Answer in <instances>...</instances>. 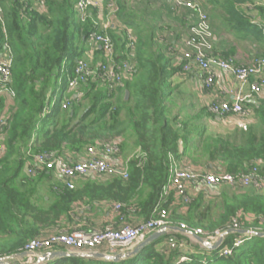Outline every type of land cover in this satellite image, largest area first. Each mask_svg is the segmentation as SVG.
Masks as SVG:
<instances>
[{
    "label": "trees",
    "instance_id": "1",
    "mask_svg": "<svg viewBox=\"0 0 264 264\" xmlns=\"http://www.w3.org/2000/svg\"><path fill=\"white\" fill-rule=\"evenodd\" d=\"M73 2L45 0L41 10L34 6V0H0V54L8 50L12 56L10 80L0 88L13 92L11 100L0 95V257L20 253L28 240L56 224L75 202H120L124 219L126 216L129 222L134 217L141 222L153 219L163 209L174 226L183 223L213 233L232 228L236 221L239 229L264 233V192L258 190L224 192L214 214V206L205 204L202 195L183 203L171 191L162 200L170 156L179 158L180 143L187 149L191 135L204 138L196 147L205 157L203 169L237 174L255 165L264 171V133L257 135L249 130L243 143H233L218 135L205 136L195 122L170 116L164 87L176 69L161 51L153 50L150 40L144 42L133 34L137 64L121 85L110 90L95 81L81 82L77 91L67 96L68 106L62 109L56 89L64 71L73 76L91 28L89 22L77 20ZM236 2L246 0H226L230 22L250 25L245 11L235 8ZM117 4L118 23L109 27L108 33L116 58L123 59L127 37L116 28L121 25L125 32H135L136 26L126 13V4L120 0ZM256 9L263 16L264 9ZM261 33L257 29V34ZM176 68L181 69L180 65ZM84 101L88 103L84 105ZM254 111L257 121L264 125V101ZM127 130L133 132L141 149L140 156L129 162L127 178L117 175L102 183L83 176L86 181L73 189L52 188V200L44 207V196H37L36 181L44 177L50 180V172L34 177L22 173L31 161L29 153L50 152L73 160L88 145L116 142ZM171 235L188 240L193 251L187 261L179 262L182 252L165 244ZM236 240H241L238 246H234ZM223 248L230 253L221 254ZM42 264H264V235L229 233L217 250H209L174 232L119 261L70 256Z\"/></svg>",
    "mask_w": 264,
    "mask_h": 264
},
{
    "label": "built area",
    "instance_id": "2",
    "mask_svg": "<svg viewBox=\"0 0 264 264\" xmlns=\"http://www.w3.org/2000/svg\"><path fill=\"white\" fill-rule=\"evenodd\" d=\"M73 11L75 17L81 23L89 22L91 25L87 33V39L97 46L103 54L104 61L92 63L84 59H78L74 67V74L68 77L66 89H78L81 82L90 80L105 85L108 89L114 90L129 77L134 68L135 43L134 35L126 30L127 51L123 59L116 58L117 54L108 29L112 19L116 17L118 0H73ZM176 5H181L193 10L196 13L195 22L189 27V34L184 39V49L178 57V65L184 72H190L193 67L197 68L202 76L203 85L209 89L214 84L217 71H223L236 81L240 86L249 85L248 94L237 92L229 94L223 100H212L208 103L207 109L214 115L224 116L227 114L246 115L248 108L246 101L254 93L259 92L264 86V56L257 55L249 64H238L232 58L223 57L212 52V31L209 25V18L203 10L200 0H170ZM34 6L43 10L45 0H34ZM12 56L9 51L0 54V84L6 85L10 80ZM6 92L13 96V92L6 87L0 88V92ZM69 99L64 97L61 101L62 109L68 106ZM48 109H44V112ZM3 144L0 139V153ZM120 147L115 143L104 145H88L85 149L84 158L73 160L50 152L29 153L31 161L24 165L25 174L31 177L41 174L43 171H54L61 183V186L68 189L75 187V179L97 174L99 176H121L128 177V165L132 159L140 156L138 153L131 157L128 162L118 168ZM191 185L202 187H217L228 185L233 188L252 187L258 191L264 189V171H260L257 165L252 166L248 171L242 173L211 172L205 170H194L189 167L178 166L170 159L168 176L162 186L161 197L164 200L171 191L183 202L189 203L191 195L188 188ZM54 189H57L55 186ZM123 204L115 202L114 211L118 215L120 226L105 225L101 228L72 231H58L45 236H38L26 242L21 252H26L20 264H32L36 261L37 255L42 252L61 248L70 252L79 253H108L115 254L125 252L142 241L149 233L162 225H170L165 210H159L157 217L147 221L130 224L125 222L121 212ZM179 228L190 230L193 234L203 239L214 242L218 235L224 231L216 229L213 233H207L200 228H189L181 223ZM232 228H239L234 221ZM168 234H172L171 231ZM183 234V233H182ZM190 242H195L189 234H183ZM241 240H236L234 246H238ZM165 244L172 249H179L182 254L179 262L187 261L188 253L193 251L186 238L177 239L169 236ZM228 248L221 249V254H229Z\"/></svg>",
    "mask_w": 264,
    "mask_h": 264
},
{
    "label": "crops",
    "instance_id": "3",
    "mask_svg": "<svg viewBox=\"0 0 264 264\" xmlns=\"http://www.w3.org/2000/svg\"><path fill=\"white\" fill-rule=\"evenodd\" d=\"M120 1L126 4V13L132 21V24L136 26L135 32L132 30L129 31L137 39L139 36L144 42L150 40L153 43V50L161 51L169 60L170 65L176 69L168 78L167 84L164 87V91L167 92L166 100L169 105L170 116H177L180 121L195 122L204 131L205 136L218 135L233 143H243L246 140L249 130H253L257 135L264 133V125L257 121L254 111V108L264 101V86L259 92L254 93L247 99L245 105L248 108V113L246 115L227 114L217 116L207 109L210 101L223 100L229 94L237 92L248 94L249 85L245 84L239 87L231 75L223 71H217L214 84L211 88L206 89L203 85L202 76L197 68L193 67L190 72H184L176 68L178 65V57L184 49L183 41L189 34V27L197 18L193 10L176 5L170 0ZM200 3L209 18V25L212 31V52L214 54L232 58L238 64L243 65L251 63L255 56L264 54V39L260 38V36H264V10L262 16L259 14L258 9H256L257 6L264 9V0H246L245 3L239 4L236 2L234 5L235 8H240L247 14L250 23L247 26L230 22L229 14L226 11V9L228 10L226 0H200ZM117 23L118 21L114 17L110 27ZM116 29L123 30L124 34L126 33L121 25ZM257 29H261V35L257 34ZM120 35L123 37L122 34ZM97 48L94 45H90L87 50L84 48V55H87L88 59H92L93 63H98L103 58L101 50L99 51ZM133 64L135 68L136 61ZM75 91L77 89H65L62 98L67 97L69 94L73 95ZM203 139L201 138L200 140L198 135H191L189 137V140H191L189 147L183 149V143H180L179 151L181 156L176 158L171 155L170 159H173L180 167L217 172L211 168L203 169L202 163L205 161V157H203L200 150H196V147L202 144ZM117 142L120 144L117 166L118 168H122L131 157L140 153L141 149L136 144L135 135L131 130H127L118 141L112 143L116 144ZM84 157L85 150L76 158ZM47 172H50L48 174L52 176L50 180L44 177L36 181L37 196H44V207H47L49 204V199L52 200V188L61 186L58 175L54 171ZM22 173L25 174L24 167ZM84 177L106 183L114 176L107 177L88 174ZM84 177L75 179V185L86 181ZM52 185L54 186L52 187ZM188 190L192 199L202 195L205 204L214 200L215 202H220L224 191H227L229 194L235 191H256L252 187L233 188L228 185H220L217 187L191 185ZM260 192H264V189ZM115 202L111 200L89 204L75 202L72 204L71 209L59 218L56 224L45 228L41 236L58 231L96 229L109 224L118 227L121 221H119L118 215L114 211ZM217 211L218 209H212V214ZM130 214L132 215L133 212H130ZM125 222L135 224L141 222V220L134 217L129 222L128 220L126 221L125 216ZM171 232L174 233L175 231ZM54 250L63 249L53 248L50 251ZM22 258H12L8 262L20 264Z\"/></svg>",
    "mask_w": 264,
    "mask_h": 264
},
{
    "label": "water",
    "instance_id": "4",
    "mask_svg": "<svg viewBox=\"0 0 264 264\" xmlns=\"http://www.w3.org/2000/svg\"><path fill=\"white\" fill-rule=\"evenodd\" d=\"M128 97V92H125V98ZM169 231H175L183 234H189L191 235L197 243H199L201 246L205 247L206 249L209 250H217L223 243L224 237L226 234L229 233H237L240 235H259L263 236L264 233L261 232H251L246 229H237V228H227L224 231H222L216 240L214 242L207 241L203 239L201 236L193 234L192 231L190 230H184L179 228V226H174V225H162L158 227L156 230L152 231L149 233L142 241L134 245L131 249L125 251V252H120V253H115V254H108V253H79V252H70L66 250H54V251H45L37 255L36 261L32 264H42L47 261H51L56 258H63V257H70V256H85V257H94V258H99V259H104V260H110V261H119L125 257L135 255L138 253L140 249L145 247L146 245L150 244L152 241L159 239L166 235ZM26 256V252H20L16 254H11L7 256L0 257V264H18V263H9L8 260L12 258H22Z\"/></svg>",
    "mask_w": 264,
    "mask_h": 264
},
{
    "label": "rangeland",
    "instance_id": "5",
    "mask_svg": "<svg viewBox=\"0 0 264 264\" xmlns=\"http://www.w3.org/2000/svg\"><path fill=\"white\" fill-rule=\"evenodd\" d=\"M91 44L92 43L88 39L86 41H84L83 46H84V48H86L85 50H87V48L90 47ZM80 59H84L86 61H91L93 63L92 59H88L87 55H84V54H83L82 58H80ZM68 77H69V75L67 74L66 71H64L62 73L60 84L56 89V97H59L60 100H62L64 98V97L62 98V94H63L64 90L67 88ZM3 94L6 97H8V99H10V100L13 97V96L8 95L4 91L0 92V95H3ZM87 103H88L87 101H84V105H86ZM51 106H52V104H51ZM224 192H227V191H224ZM210 204L214 206L213 209H217L216 207L219 206L220 202H215V200H214V201H211Z\"/></svg>",
    "mask_w": 264,
    "mask_h": 264
}]
</instances>
